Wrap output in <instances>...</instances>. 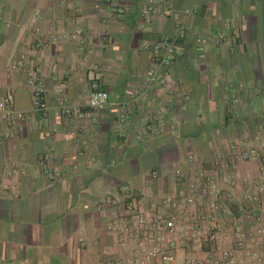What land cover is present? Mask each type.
Returning a JSON list of instances; mask_svg holds the SVG:
<instances>
[{"label":"crops","instance_id":"crops-1","mask_svg":"<svg viewBox=\"0 0 264 264\" xmlns=\"http://www.w3.org/2000/svg\"><path fill=\"white\" fill-rule=\"evenodd\" d=\"M146 1L126 0L125 13L113 18L109 7L98 10L100 0H0V264L123 259L129 245L118 244L108 224L125 215V189L137 200H158L172 191L174 171H209L214 153L227 155L237 136L264 122V0H167L195 13L185 18L163 87L144 85L152 61L140 46L174 35L175 20L143 24ZM220 33L225 39L214 45ZM199 37L208 38L203 57ZM30 74L43 88L47 116L33 110ZM94 81L109 95L102 111L84 120L54 115L58 99L84 107ZM139 87L149 96L134 102ZM167 97L174 101L163 131L136 141L144 113ZM121 108L126 125L117 119ZM7 109L23 115L20 127L1 119ZM42 163L57 178L44 175ZM257 172V161L237 169Z\"/></svg>","mask_w":264,"mask_h":264},{"label":"built area","instance_id":"built-area-1","mask_svg":"<svg viewBox=\"0 0 264 264\" xmlns=\"http://www.w3.org/2000/svg\"><path fill=\"white\" fill-rule=\"evenodd\" d=\"M100 1L98 10L101 13L107 7L113 18L125 13L126 0H115L113 4L111 0ZM194 13L192 9L175 10L167 0H147L141 5L139 15L145 25L156 19L175 20L174 35L147 40L140 46L149 53L152 61L144 85L165 86L168 69L179 56L177 44L186 36L185 18ZM224 39L220 33L213 38V44L218 46ZM207 42L206 37L198 38L196 51L199 57L204 56ZM21 60L27 63L25 57ZM27 84L32 88L33 110L47 116L49 109L39 80L30 74ZM144 88L133 89L130 99L146 101L149 95ZM181 98L185 103L188 101L185 94ZM12 100V94L8 93L3 103L9 107ZM108 101V93L94 81L84 107H73L65 99H58L54 115L84 120L88 113L102 111ZM173 101L167 97L159 106L151 101L149 105L155 108H149L142 116L134 134L136 141L163 131L164 112ZM185 103L182 109H185ZM1 119L20 127L23 115L7 109ZM117 119L121 125H126L128 110L121 108ZM189 159L195 161L194 157ZM253 161L258 163L257 175L237 174L239 165ZM41 170L50 179L58 176L57 171L44 163ZM152 178H156L155 173ZM173 185L172 191L150 202L135 199L125 189V215L109 222L108 230L118 244L129 245L128 252L123 259L112 258L104 264H264V122L256 126L253 134L237 136L227 155L214 153L209 161V171L203 167L193 173L174 171ZM102 207L103 203L97 205L98 210Z\"/></svg>","mask_w":264,"mask_h":264}]
</instances>
